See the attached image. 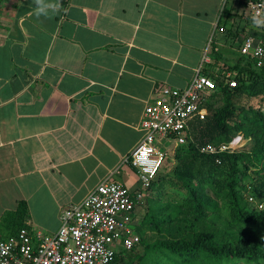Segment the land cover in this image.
I'll use <instances>...</instances> for the list:
<instances>
[{
  "label": "crops",
  "instance_id": "1",
  "mask_svg": "<svg viewBox=\"0 0 264 264\" xmlns=\"http://www.w3.org/2000/svg\"><path fill=\"white\" fill-rule=\"evenodd\" d=\"M45 2L58 7L38 16L35 0L0 4L2 238L21 225L56 234L63 212L104 180L137 189L124 161L144 136L145 107L163 86L189 85L219 24L208 71L249 14L235 12L249 11L244 0L224 13V0Z\"/></svg>",
  "mask_w": 264,
  "mask_h": 264
},
{
  "label": "trees",
  "instance_id": "2",
  "mask_svg": "<svg viewBox=\"0 0 264 264\" xmlns=\"http://www.w3.org/2000/svg\"><path fill=\"white\" fill-rule=\"evenodd\" d=\"M246 20L232 48L239 56L217 49L204 70L217 85L206 103L208 116L191 122L185 143L175 149L174 169L161 176L162 169L152 182L137 216L145 209L136 227L140 241L120 252L116 264H264V210L249 202L264 201V106L250 104L264 98V64L240 53L248 36H260L249 14ZM237 136L247 140L239 150L203 151ZM13 216H27L26 204Z\"/></svg>",
  "mask_w": 264,
  "mask_h": 264
},
{
  "label": "built area",
  "instance_id": "3",
  "mask_svg": "<svg viewBox=\"0 0 264 264\" xmlns=\"http://www.w3.org/2000/svg\"><path fill=\"white\" fill-rule=\"evenodd\" d=\"M248 9L251 19L259 13V18L264 20V0H251ZM216 29L224 31L219 24L214 31ZM255 30L260 36H248L240 53L256 60L261 67L264 64V24L255 25ZM208 61L204 56L186 88L163 86L154 102L145 107L140 125L144 136L124 161L137 171L139 189L132 192L124 184L104 180L83 202L63 212L56 234L45 235L24 227L17 236L0 237V264H116L120 252L131 251L140 241L134 222L148 189L169 157L162 141L177 138L180 144L185 143L191 122L208 116L206 103L217 90L216 82L204 73ZM226 77L232 78L231 88L238 86L231 73ZM242 139L237 136L228 144L208 145L203 151L209 154L232 152L238 148L237 140ZM116 173L120 171L112 174ZM249 202L264 210V201L259 203L250 197Z\"/></svg>",
  "mask_w": 264,
  "mask_h": 264
},
{
  "label": "rangeland",
  "instance_id": "4",
  "mask_svg": "<svg viewBox=\"0 0 264 264\" xmlns=\"http://www.w3.org/2000/svg\"><path fill=\"white\" fill-rule=\"evenodd\" d=\"M233 1L234 0H224V3H223V13L226 11V9H229L231 3L233 4ZM236 4V3H235ZM237 8H235V5H234V8H235V12L237 11H245L246 13H248L249 11L245 8V7H238L236 6ZM230 22L226 23L228 26ZM219 33L217 31V34H216V31H212V34H211V37L209 39V42L207 44V48H206V52L204 54L205 57L208 56V52L212 49V41H217L218 37H219ZM234 33L236 34V30L233 29L231 32H228L227 33V36L229 37V39L226 40V42L228 41L227 44H232V42L234 43L236 40H235V37H231V34ZM216 34V35H215ZM234 36V35H233ZM225 41V40H224ZM225 42V43H226ZM236 46V45H235ZM229 56H232L233 58H237L239 56V51L236 50V49H229L227 50V52ZM206 65V64H205ZM209 68V67H208ZM251 105L255 106V107H263L264 106V98H257V99H253L251 102H250ZM242 137V136H241ZM237 143H238V148L237 150H239L240 148H242L243 146H245V144L247 143V140L246 139H242L240 140V142L237 140ZM180 145V143L178 142V139L177 138H171V139H164L162 141V147L166 150H168V153H169V157H168V161L166 163V165L164 166L163 170H162V174H165V173H170L172 172V170L174 169V166H175V161L173 160V156H174V153H175V149ZM140 188V184H138L137 186V189ZM132 192H135V190H137L136 188L135 189H131L129 188ZM144 211L145 209L143 210L142 212V215L144 214ZM141 212V211H140ZM139 212V214H140ZM142 215L139 216V218L137 217L134 224L135 226H138L139 223H140V220H141V217ZM138 216V215H137ZM45 235H52V234H45ZM2 236L6 237L7 235L6 234H2Z\"/></svg>",
  "mask_w": 264,
  "mask_h": 264
},
{
  "label": "clouds",
  "instance_id": "5",
  "mask_svg": "<svg viewBox=\"0 0 264 264\" xmlns=\"http://www.w3.org/2000/svg\"><path fill=\"white\" fill-rule=\"evenodd\" d=\"M35 4L37 5L36 7V14L39 16L41 14H47V10L48 9H53L55 10L58 5L55 4H50V3H46L45 0H35ZM260 14L257 13L256 15H254L252 17V21L255 25L259 26L261 24H264V20L260 19ZM143 155V154H142ZM144 159H147V156L144 155Z\"/></svg>",
  "mask_w": 264,
  "mask_h": 264
}]
</instances>
